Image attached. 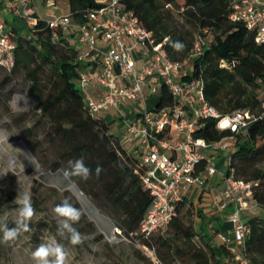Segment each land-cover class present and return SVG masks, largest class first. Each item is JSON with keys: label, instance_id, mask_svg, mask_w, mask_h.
<instances>
[{"label": "trees", "instance_id": "obj_1", "mask_svg": "<svg viewBox=\"0 0 264 264\" xmlns=\"http://www.w3.org/2000/svg\"><path fill=\"white\" fill-rule=\"evenodd\" d=\"M65 1L68 14L77 21H85L99 8L95 0ZM120 4L138 18L156 44L164 43L163 49L171 60H183L199 42L200 53L190 64V80L201 81L205 101L221 116L240 110L252 116L247 127L237 134L218 131L214 119L201 120L193 138L208 144L233 138L226 174L233 172L235 180L256 184L252 190V204L264 208V168L260 166L264 163V116L261 115L264 44H257L254 33L242 22L230 20L232 0H120ZM9 34L15 44V65L0 82V96L4 95L2 90L11 83L15 73L21 72L29 82L28 96L39 112L35 125L26 129L25 134H32L38 125L47 121L49 128L45 140L61 148L52 170L64 172L70 168V162L82 158L92 170L90 178L68 179L80 186L100 208L120 214L123 217L120 228L125 235L154 250L158 264H238L227 246L204 240L195 227L186 222L193 204L185 198L178 204L176 216L165 232L147 239L138 234L151 205V197L140 183V160L126 152L101 117L85 109L76 85L77 47L40 18L35 26L25 31L12 27ZM53 35L57 38L53 39ZM166 38L182 41L186 47L178 53ZM14 94V90H9L5 94L6 101ZM171 102L167 91L161 89L156 107L162 108ZM98 165L102 170L97 176ZM206 165L207 160L202 161L198 171H203ZM33 206L36 211L40 209L35 197ZM185 207L187 214L183 211ZM196 215L201 221L204 219L202 209L197 208ZM213 219L216 221L212 227L214 233L230 231L227 222L218 221V217ZM245 224L249 234L244 242V257L249 264H264V217L249 218ZM30 228L33 227L30 225ZM204 228L201 226L200 230Z\"/></svg>", "mask_w": 264, "mask_h": 264}, {"label": "built area", "instance_id": "obj_2", "mask_svg": "<svg viewBox=\"0 0 264 264\" xmlns=\"http://www.w3.org/2000/svg\"><path fill=\"white\" fill-rule=\"evenodd\" d=\"M31 0L7 2L12 10L21 9L22 18L32 27L37 24L29 4ZM54 8L53 0H46ZM99 8L85 21H77L69 14L56 15L52 10L45 24L67 36L77 47V88L88 113L98 117L111 108H118L124 135L137 143L142 172L140 183L150 195L151 205L146 212L138 234L147 239L167 230L176 216L177 206L190 188H203L202 173L212 176L217 170L207 164L203 150L225 152L233 138L208 144L193 138L199 121L214 119L218 131L237 134L251 121L248 111L240 110L221 116L208 105L199 80H190V64L200 53V44L183 60H171L162 44H156L150 32L138 18L122 8L120 0H95ZM230 20L242 22L255 35L257 44H264V0H232ZM53 35V39H56ZM15 44L0 17V68L11 72L15 65ZM165 89L171 104L162 108L149 107L148 101L160 96ZM142 104L143 107H139ZM125 105L137 106V114L125 111ZM264 116V102L261 103ZM182 135L183 139L177 140ZM222 142L224 144L219 145ZM230 158H227V165ZM227 168V167H226ZM221 201L215 211L230 225V231L216 233L218 243L228 247L233 261L249 264L244 257V242L249 229L243 221L244 212L252 205V190L256 185L235 180L233 172L221 176ZM155 264L154 250L140 245Z\"/></svg>", "mask_w": 264, "mask_h": 264}, {"label": "rangeland", "instance_id": "obj_3", "mask_svg": "<svg viewBox=\"0 0 264 264\" xmlns=\"http://www.w3.org/2000/svg\"><path fill=\"white\" fill-rule=\"evenodd\" d=\"M37 11H40L39 7ZM47 13L48 10H45L42 15L48 17ZM55 13L65 15L66 10L60 8L55 10ZM7 75L8 73L0 68V82ZM28 89L29 82L18 71L12 77L11 83L2 90L4 95L0 96V217L7 214L8 227H16L13 222L16 218V205L13 201L18 192L29 191L32 203L33 198H37L40 209L30 222L32 230L21 232L15 240L3 242V231H0V264H34L31 253L49 237H55L57 242L64 246L68 252V264H155L142 251L138 239L126 236L120 228L123 219L120 214L100 208L80 186L64 177L62 169L52 170V164L61 148L45 140L49 123L43 121L32 134H25V130L33 127L39 116V112L35 110V102L28 96ZM9 90H14L16 94L6 101L5 94ZM158 99V96L152 98L149 107H153ZM139 107L143 105L140 104ZM110 131L116 134V137L122 138L118 129L112 128ZM224 143L226 142L219 145ZM230 143L231 147L225 152L210 149L204 151L214 168L218 162L222 164L221 169L212 178L221 180L234 141ZM125 149L132 156L139 158V149L135 150L133 145L126 143ZM260 166L264 168V163ZM216 193L212 187L210 193L201 191L200 196L205 197L201 200L203 204H209ZM197 196L191 206L190 215H186V222L193 226L198 225L196 209H202L203 206L202 202H196ZM66 199L81 212V219L74 225L81 230L84 238L80 246L71 245L67 235L57 234L58 218L53 209ZM183 211L187 214V207ZM253 217H264V208L252 204L243 215V221L246 223L247 219ZM41 224L47 226L43 227Z\"/></svg>", "mask_w": 264, "mask_h": 264}, {"label": "clouds", "instance_id": "obj_4", "mask_svg": "<svg viewBox=\"0 0 264 264\" xmlns=\"http://www.w3.org/2000/svg\"><path fill=\"white\" fill-rule=\"evenodd\" d=\"M166 42L176 52H182L186 47L182 41H172L166 38ZM102 169L98 165L95 173L98 176ZM92 170L84 163L83 159L70 162V168L64 170L65 178L79 177L83 180L90 178ZM71 190V185L68 186ZM13 203L16 205V218L13 221L16 227H8V216L5 214L0 217V231H3V242L13 241L21 232L31 231L30 222L37 215L36 209L32 203V195L29 191L18 195ZM53 212L57 219V234L60 236L67 235L69 243L73 246L80 245L84 242L82 234L74 227L81 219V212L73 206L69 200H64L56 205ZM34 264H68V252L64 246L57 242L55 237H49L46 242L39 244L31 253Z\"/></svg>", "mask_w": 264, "mask_h": 264}, {"label": "crops", "instance_id": "obj_5", "mask_svg": "<svg viewBox=\"0 0 264 264\" xmlns=\"http://www.w3.org/2000/svg\"><path fill=\"white\" fill-rule=\"evenodd\" d=\"M16 1L17 0H0V17H2L4 19V21L6 23V31L8 33L10 32V29L12 27H14L16 30H23V31H25L26 29H29L31 27L27 23V21L24 18H22L21 9L14 11V10L6 7L7 2H16ZM53 1L55 2V5H56L54 8L49 7L46 0H31L29 7L33 11L34 16L38 17L40 19H46L47 18V16L42 15L45 12V10H48L47 15H49V13L52 10L55 11L57 9L62 8L64 10H66L65 14H68L69 8H68V5H67L65 0L60 1V2L57 0H53ZM37 7H39V9H40L39 12L37 11ZM7 16L9 17V20H7ZM151 100L152 99H150L148 101V104H147L148 106H149V102ZM124 108H125V111H127L131 114L132 113L137 114V112H138L137 106H134V105H125ZM135 108H136V110H134ZM119 114H120V110L118 108H111L110 110H108V112L102 114L101 118L108 124L110 129L116 128L119 130L120 136L122 138L121 139L119 137H117V138L120 140L121 145L123 146L124 149H125L126 143L133 145L135 150L138 149L137 143L133 140H129L124 135V132L122 130V124L120 123V120L118 118ZM115 136H116V134H115ZM122 139H123V141H122ZM179 139H183V136L182 135L177 136V140H179ZM204 151H206V150H203L202 153L204 154V156L207 160V164L212 166V162L205 155ZM126 152L129 155H131L127 150H126ZM221 167H222L221 162H218L216 164L215 169L217 171H219L221 169ZM214 175L208 176L206 173H202L201 176L205 181V186L203 188H196V187L190 188L184 198L187 199L188 203L191 202L193 204L194 203L193 201H194V198L196 197V195H198L197 198L195 199L196 202H202L201 200H203L205 198V197L202 198L200 196L201 191L206 190L208 193H210V187H212L213 191L217 192L216 195L211 198V201L209 204L204 205L202 202V205H203L202 206V214H203L204 219L201 221L197 217L198 225L197 226L195 225L194 227H195V230H196L198 236H202L204 238V240H206L208 242H211L213 244H218V241H217L216 236H215L216 233H214L212 227L215 226V222H216L213 219L214 217H218V219H219L218 221L221 220L220 222L223 221L222 216L220 214H218L214 208L215 203L221 201L220 194L222 191L223 184H222V179L219 180L217 178H212ZM246 212H244V214H246ZM223 222H225V221H223ZM204 225L206 226V228H204ZM201 226L204 228L203 230H200Z\"/></svg>", "mask_w": 264, "mask_h": 264}, {"label": "water", "instance_id": "obj_6", "mask_svg": "<svg viewBox=\"0 0 264 264\" xmlns=\"http://www.w3.org/2000/svg\"><path fill=\"white\" fill-rule=\"evenodd\" d=\"M157 104V103H156ZM157 106V105H156ZM73 184V183H72Z\"/></svg>", "mask_w": 264, "mask_h": 264}]
</instances>
